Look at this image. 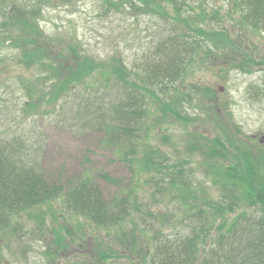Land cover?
<instances>
[{
	"label": "rangeland",
	"instance_id": "374dc122",
	"mask_svg": "<svg viewBox=\"0 0 264 264\" xmlns=\"http://www.w3.org/2000/svg\"><path fill=\"white\" fill-rule=\"evenodd\" d=\"M11 2L31 11L52 45L68 41L79 45L76 55L69 56L71 65L77 58H92L97 73L48 103V90L36 76L42 65H27L19 47L4 37L7 31L2 23L8 20ZM116 2L111 6L103 0H0V137L25 142V159L38 165L47 180L67 188L88 177L106 199L128 194L144 213L121 225L103 227L69 213L58 199L53 200L24 211L16 226L0 232V264H154L149 224L167 235L187 230V221L179 223L176 202L170 198L179 195L177 185L161 196L152 182L160 181V173L152 167L144 171L135 160L137 174L130 175L120 160L121 148L108 145L100 130L81 123L83 118L78 116L87 111L75 93L85 94L100 85L102 96L91 101L107 107L113 87L103 86L108 74L103 70L109 71L114 61L122 62L134 82L145 80L146 63L161 55L168 39L178 36L183 27L169 16L144 11L137 0L132 1L134 6ZM192 7L200 29H205L198 32L214 36L219 44L203 39L204 48L196 49L192 61L184 58L176 78L163 86L157 83L154 92L175 107L164 116L158 102L148 101L144 141L155 153L187 158L182 166L187 169L184 173L192 175L191 186L202 197L217 200L224 178L208 164L229 169L250 160L256 162L255 173L264 175V32L237 28L236 10L229 9L227 0H192ZM165 11L174 15L175 9L166 6ZM196 139L200 140L195 146ZM212 139L230 148L228 156L203 158L204 140ZM225 224L220 219L213 228L223 229Z\"/></svg>",
	"mask_w": 264,
	"mask_h": 264
},
{
	"label": "trees",
	"instance_id": "16d2710c",
	"mask_svg": "<svg viewBox=\"0 0 264 264\" xmlns=\"http://www.w3.org/2000/svg\"><path fill=\"white\" fill-rule=\"evenodd\" d=\"M103 1L111 6L118 4L116 0ZM132 1L122 0L134 6ZM137 1L144 7V11L169 16L183 27H180L178 36L168 39L169 43L161 49V55L152 57V61L146 63L143 71L147 72L145 80L134 82L130 70L122 62L117 64L114 61L109 71L103 70L108 72L102 80L103 86L113 87L107 107L101 104L96 106V101H91L101 94L100 85L93 91H85V94L75 93L79 104L87 111L85 115H82V111L78 114L83 118L81 123L93 124L105 135L108 145L121 148L120 160L126 164L130 175L137 174L134 160L135 163L139 162L144 171L150 172L152 167L160 173L161 176L156 174L162 177L160 181L152 182L161 196L164 197V192L171 191L177 185L179 195L172 194L170 198L176 202L175 208L180 214L179 223L187 221V230L167 235L165 231L156 229V225L149 224L152 229V263L264 264V175L255 173L256 162L248 160V163L241 166L234 164L238 168L232 164L229 169L214 162L208 164L219 177L224 178L219 183V198L211 200L199 195L197 189L191 186L192 175L184 173L187 169L182 166L188 163L187 158L155 153L158 151H152L147 140L144 141L149 129H144L148 101L151 99L154 103L158 102L159 111H163L164 116L175 107V104L154 92L157 83L163 86L168 79L176 78L178 70L183 69L179 64H185L184 58L192 61L196 49L204 48L203 39L211 41L213 46L219 42L214 36H204L198 32L205 29H200L201 24L196 19L198 14L193 11L192 0ZM227 1L229 9L236 10L237 28L247 27L264 32V0ZM11 3L8 20L2 23L7 31L4 37L7 43L19 47L27 65H42L36 76L48 90L45 97L48 103H55L60 96L68 94L76 86L74 84L86 83L85 77L97 73V63L92 58H88V61L77 58L71 65L69 56L76 55L79 45L73 41L52 45L48 37L41 33L38 23L30 15L31 11ZM166 6L175 9L174 15L165 11ZM193 31L198 34H193ZM199 140L194 141L195 146ZM24 143L21 139L17 140V137H0V232L11 224L16 226L24 211L57 199L69 213L80 215L98 226H117L132 221L133 216L142 217L144 212L138 202L131 201L128 194L106 199L98 184L88 177L78 179L67 188L47 180L38 165L25 159ZM230 144L235 146L233 142ZM172 150L176 151V148ZM201 151L203 158H215L219 155L228 156L230 148L221 140L212 139L204 140ZM101 176L111 181L108 174L101 173ZM246 201L250 205H245ZM146 214L154 216L150 211H146ZM220 219L226 222L224 228L214 230L213 223Z\"/></svg>",
	"mask_w": 264,
	"mask_h": 264
}]
</instances>
